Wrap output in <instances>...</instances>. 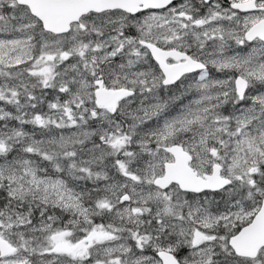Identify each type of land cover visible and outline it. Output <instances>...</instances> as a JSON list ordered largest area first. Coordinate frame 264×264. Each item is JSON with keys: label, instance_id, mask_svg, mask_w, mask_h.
Instances as JSON below:
<instances>
[{"label": "rangeland", "instance_id": "rangeland-1", "mask_svg": "<svg viewBox=\"0 0 264 264\" xmlns=\"http://www.w3.org/2000/svg\"><path fill=\"white\" fill-rule=\"evenodd\" d=\"M12 2L0 0V99L9 105L0 102V237L14 251L0 264H160L159 250L180 264H264V249L242 260L228 245L264 197V44L242 38L253 18L239 20L224 1H183L134 16L88 14L58 39ZM140 41L206 69L164 86ZM236 76L247 81L242 98ZM98 82L133 93L99 108ZM170 144L192 156L198 175L218 164L230 184L160 190L153 180L172 161ZM120 148L117 167L92 185L89 170L57 164L62 155L87 164Z\"/></svg>", "mask_w": 264, "mask_h": 264}, {"label": "water", "instance_id": "water-1", "mask_svg": "<svg viewBox=\"0 0 264 264\" xmlns=\"http://www.w3.org/2000/svg\"><path fill=\"white\" fill-rule=\"evenodd\" d=\"M173 1L175 0H15L18 5L28 8L30 14L39 20L43 30L53 34L68 32L71 23L78 21L82 15L89 12L100 13L120 9L135 14L148 8H164ZM255 36L264 40V19L246 33L248 40ZM141 44L147 48L162 73L163 85L173 84L182 75L205 67L201 62L192 60L185 53L175 49L162 50L151 43L141 42ZM168 57L175 61L180 59L184 61L167 64ZM245 86L244 80L236 78L235 87L239 97L242 96ZM130 94L131 91L126 89L107 90L98 84V88L94 90L95 104L98 107L109 108ZM165 150L171 154L173 161L163 163V175L154 180L155 186L165 189L170 183H175L182 191L198 193L206 190L216 191L229 183L228 179L219 175L218 165L212 166L210 174L204 177L196 176V172L189 166L191 156L181 146L172 145ZM228 244L236 255L244 257H254L257 251L264 247V198L251 221L235 236L230 237ZM12 251V246L0 238V253L8 254ZM157 256L161 264H179L169 252L158 251Z\"/></svg>", "mask_w": 264, "mask_h": 264}, {"label": "trees", "instance_id": "trees-1", "mask_svg": "<svg viewBox=\"0 0 264 264\" xmlns=\"http://www.w3.org/2000/svg\"><path fill=\"white\" fill-rule=\"evenodd\" d=\"M12 8H14V9H17V10H23L25 13V16H29V14H28V12H27V10H26V8L25 7H22V6H18V5H16V3L15 2H12ZM38 26H39V24H37ZM39 30H41V27L39 26ZM58 39H60L59 37H58ZM146 55H147V58H148V60H150V58H149V56H148V53H145ZM156 67V66H155ZM157 68V67H156ZM44 100V99H43ZM162 101H163V99H161ZM165 100V99H164ZM19 113V112H18ZM10 124H12V123H10ZM92 135H90V137H88L89 139H92V141H94L93 139L94 138H96V137H98V135H96V134H94V133H91ZM5 137H6V135H5ZM88 138H86L85 140H83V143L81 142V143H79V145H80V148H77L76 150V152H78V150L79 149H83V145H87L89 142V139ZM67 148H73V147H67ZM131 148H132V150H133V147H132V145H131V147H130V150H131ZM63 149H66V148H63ZM62 149V150H63ZM57 152H59V150L57 151ZM65 152V151H64ZM63 152V153H64ZM67 152V151H66ZM123 154V152L121 151V148L120 149H118V150H115L112 154H110V155H108V156H104L102 159H100V160H95V161H90L89 163H87V164H81V163H78V158H77V153L76 154H74V155H72L71 157H66V156H63L62 155V157H58L57 159L58 160H60L57 164H59L60 165V167H62V168H64V167H66L68 170H69V173L70 172H76V174H80V173H82L83 172V170L84 169H87V170H89L90 172H91V177H92V175H93V180H91V181H89V183H93L95 180V178H97V177H95V176H98V175H100L101 173H102V171L103 172H106V171H113L114 170V168H116L117 166H116V160L118 159V158H121V155ZM57 155H55L54 157H56ZM51 160H53V159H51ZM125 161H127V160H125ZM81 168H82V171H79V170H81ZM63 173V172H62ZM96 173V174H95ZM106 176H108V174H106L104 177H106ZM101 177V176H100ZM102 178V177H101ZM101 178H98V179H101ZM29 205H32V204H29ZM25 206H28V205H25ZM105 213V209L104 208H102L101 209V212H100V216H101V214H104Z\"/></svg>", "mask_w": 264, "mask_h": 264}, {"label": "flooded vegetation", "instance_id": "flooded-vegetation-1", "mask_svg": "<svg viewBox=\"0 0 264 264\" xmlns=\"http://www.w3.org/2000/svg\"><path fill=\"white\" fill-rule=\"evenodd\" d=\"M184 1L202 2L201 0H184ZM219 1H224L229 7V11H232V15L234 17L235 16L238 17L239 20L242 21V20H246L248 18H253L251 23L244 24L242 26V27L245 26L246 29L249 28L251 25L255 24L256 22L260 21L262 18H264V11H263L264 0H252V3H248V4H246V1H248V0H219ZM180 2H182V0H179V1L171 4V6L176 5ZM237 4L242 5V6H237ZM106 13H108V12H106ZM240 26H241V23H240ZM243 33L245 34V32H243ZM256 41H259V42L264 44V40H262L258 37H255L254 39L250 40L247 43L251 44V43H254ZM239 43L241 44L242 42H239ZM60 237H61V235L59 234L57 241L59 240ZM60 247H61L60 244L56 245V248H60ZM242 260H246V259H242Z\"/></svg>", "mask_w": 264, "mask_h": 264}]
</instances>
